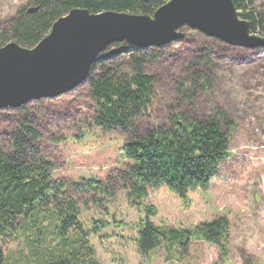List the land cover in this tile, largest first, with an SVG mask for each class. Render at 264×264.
Wrapping results in <instances>:
<instances>
[{
    "label": "trees",
    "instance_id": "16d2710c",
    "mask_svg": "<svg viewBox=\"0 0 264 264\" xmlns=\"http://www.w3.org/2000/svg\"><path fill=\"white\" fill-rule=\"evenodd\" d=\"M168 1L24 0L12 15L0 18V47L9 42L35 46L73 8L152 15ZM232 1L249 22L250 32L262 34L264 9L256 7V0ZM210 41L227 45L214 38ZM160 49L114 43L94 62L83 83L94 102L88 124L118 133L125 141L122 149L127 161L104 181L54 178L55 164L45 155L39 124L29 114L32 102L0 111V243L19 239L25 243L17 256H7L0 249V264H102L89 235L98 234L108 224L98 219L85 228L80 219L83 207L93 203L107 212L105 203L121 191L138 206L150 189L163 186L186 201L188 192L210 186L229 156V130L234 125L221 106L201 107L199 94L215 84L211 50L196 43L178 73H159L170 79L166 90L162 89V107L168 113L162 122L153 123L149 111L158 77L150 67L157 65ZM52 139L59 143L65 136ZM148 210L156 211L153 205ZM229 227L224 215L193 228L164 227L148 220L139 231L137 250L147 262L162 249L169 260H175L177 253L181 259L192 242L202 240L220 249L226 259Z\"/></svg>",
    "mask_w": 264,
    "mask_h": 264
},
{
    "label": "rangeland",
    "instance_id": "374dc122",
    "mask_svg": "<svg viewBox=\"0 0 264 264\" xmlns=\"http://www.w3.org/2000/svg\"><path fill=\"white\" fill-rule=\"evenodd\" d=\"M23 1L0 0V18L12 15ZM256 7L264 9V0H256ZM190 30L182 29V42L159 47L157 65L150 67L158 83L149 117L159 123L168 113L162 104L163 90L170 79L159 73H178L190 47L205 44L211 50L216 78L212 90L199 94L201 107L209 110L212 105L221 106L232 118L229 156L221 162L210 186L188 192L186 201L163 186L150 189L138 206L121 191L105 203L107 212L93 203L83 207L80 219L85 228H91L98 219L108 224L98 234L89 235L102 264H264V48L223 46ZM93 108L85 84L59 97L30 104L29 114L39 124L45 155L55 164L54 178L79 182L93 177L104 181L127 161L121 135L88 124ZM61 136L65 139L53 143L52 137ZM150 205L156 209L154 214L148 210ZM219 215L227 216L230 222L226 259L220 249L202 240L192 242L181 259L177 253L175 260H169L165 249L153 253L150 262L140 257L136 240L148 220L164 227L193 228ZM24 246L22 239L0 243L7 256H17Z\"/></svg>",
    "mask_w": 264,
    "mask_h": 264
},
{
    "label": "water",
    "instance_id": "95a60500",
    "mask_svg": "<svg viewBox=\"0 0 264 264\" xmlns=\"http://www.w3.org/2000/svg\"><path fill=\"white\" fill-rule=\"evenodd\" d=\"M196 30L232 47L264 48L232 0H169L152 15L73 8L35 46L0 47V111L69 93L87 80L94 62L114 43L163 47Z\"/></svg>",
    "mask_w": 264,
    "mask_h": 264
}]
</instances>
